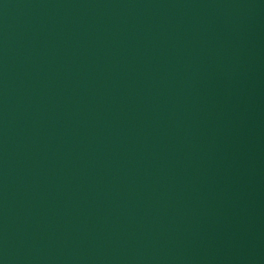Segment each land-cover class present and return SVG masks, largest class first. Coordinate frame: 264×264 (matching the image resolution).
Returning a JSON list of instances; mask_svg holds the SVG:
<instances>
[{
  "label": "water",
  "instance_id": "95a60500",
  "mask_svg": "<svg viewBox=\"0 0 264 264\" xmlns=\"http://www.w3.org/2000/svg\"><path fill=\"white\" fill-rule=\"evenodd\" d=\"M0 264H264V0H0Z\"/></svg>",
  "mask_w": 264,
  "mask_h": 264
}]
</instances>
